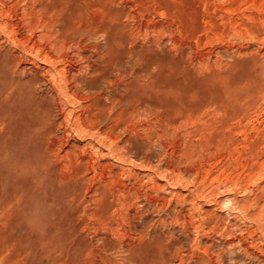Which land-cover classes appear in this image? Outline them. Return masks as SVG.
<instances>
[{
	"label": "rangeland",
	"instance_id": "1",
	"mask_svg": "<svg viewBox=\"0 0 264 264\" xmlns=\"http://www.w3.org/2000/svg\"><path fill=\"white\" fill-rule=\"evenodd\" d=\"M0 264H264V0H0Z\"/></svg>",
	"mask_w": 264,
	"mask_h": 264
}]
</instances>
